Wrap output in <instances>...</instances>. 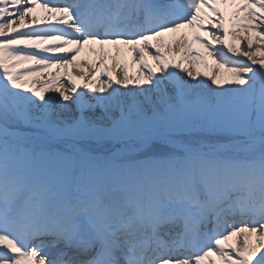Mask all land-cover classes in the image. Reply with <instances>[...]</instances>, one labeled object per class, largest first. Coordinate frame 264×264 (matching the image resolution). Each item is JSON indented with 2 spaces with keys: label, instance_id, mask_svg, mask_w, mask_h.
<instances>
[{
  "label": "snow or ice",
  "instance_id": "1",
  "mask_svg": "<svg viewBox=\"0 0 264 264\" xmlns=\"http://www.w3.org/2000/svg\"><path fill=\"white\" fill-rule=\"evenodd\" d=\"M212 255L264 264V0H0V264Z\"/></svg>",
  "mask_w": 264,
  "mask_h": 264
},
{
  "label": "bare ground",
  "instance_id": "2",
  "mask_svg": "<svg viewBox=\"0 0 264 264\" xmlns=\"http://www.w3.org/2000/svg\"><path fill=\"white\" fill-rule=\"evenodd\" d=\"M218 6L221 7L222 11H225L227 13H230L232 11V8H233V6L231 4H228V5L220 4ZM37 14L38 15H44V13L40 10H38ZM190 32H191L190 29H186V30H183L182 33L169 34L167 36V40L169 41L170 44H172V50L174 53L179 51V47L174 42L180 38L185 37L184 33H187L190 36ZM257 46H259L258 42H257ZM90 48L94 50L93 53L89 52L88 49H90ZM97 48H98V46H86L85 49L77 56L76 61L72 65L68 66L67 73H70L72 75V77L77 80L78 83H84L85 82L84 78L87 77L91 72L95 71L96 68L98 67V65H97L98 52L96 51ZM194 48L199 49V45H194ZM201 51H202V49H201ZM111 55H114V52L109 50V56H111ZM112 62L113 61L110 58L107 60V63H108L110 68L112 67ZM85 63H87L88 69H85V67H84ZM128 64H129L130 75H135L136 74V68L133 67V65H132L131 55H129ZM73 70L77 71L78 74L74 73ZM55 72H56V70L52 69L49 73H45V75L41 78V80H47L49 78V76L54 75ZM67 73H66V75H67ZM79 73H82V75L84 77L81 78L80 76H78ZM65 79H66V77H65ZM102 79H103V77H102ZM64 86H65V88L70 87V85H68V84H65ZM236 218L239 220L241 217L237 216ZM242 241H243V236L240 235L237 238H236V236L234 238H232L229 241V243L236 245L238 242H242ZM210 261L214 262V264H222V262L219 260V258L216 255H212L208 261H205V264H210Z\"/></svg>",
  "mask_w": 264,
  "mask_h": 264
},
{
  "label": "rangeland",
  "instance_id": "3",
  "mask_svg": "<svg viewBox=\"0 0 264 264\" xmlns=\"http://www.w3.org/2000/svg\"><path fill=\"white\" fill-rule=\"evenodd\" d=\"M147 147H148V146H146L144 149H146ZM144 149H143V150H144Z\"/></svg>",
  "mask_w": 264,
  "mask_h": 264
}]
</instances>
